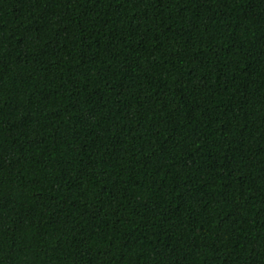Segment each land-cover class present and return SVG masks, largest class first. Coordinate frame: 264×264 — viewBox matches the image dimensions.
I'll list each match as a JSON object with an SVG mask.
<instances>
[{
  "label": "trees",
  "instance_id": "trees-1",
  "mask_svg": "<svg viewBox=\"0 0 264 264\" xmlns=\"http://www.w3.org/2000/svg\"><path fill=\"white\" fill-rule=\"evenodd\" d=\"M0 264H264V0H0Z\"/></svg>",
  "mask_w": 264,
  "mask_h": 264
}]
</instances>
